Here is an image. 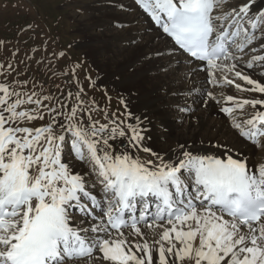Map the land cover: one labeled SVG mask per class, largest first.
I'll return each mask as SVG.
<instances>
[{
    "label": "snow or ice",
    "instance_id": "snow-or-ice-1",
    "mask_svg": "<svg viewBox=\"0 0 264 264\" xmlns=\"http://www.w3.org/2000/svg\"><path fill=\"white\" fill-rule=\"evenodd\" d=\"M255 3L133 0L146 25L137 35L163 41L146 44L142 60L168 81L181 121L215 104L233 133L178 140L163 154L144 146L148 115L101 107L79 64L60 68L64 51L37 58L34 46L17 59L33 25L20 28L0 62V264H264V8ZM11 43L0 37V51ZM33 64L37 74L18 79ZM57 72L69 90L45 94ZM232 87L248 95H226Z\"/></svg>",
    "mask_w": 264,
    "mask_h": 264
},
{
    "label": "bare ground",
    "instance_id": "bare-ground-1",
    "mask_svg": "<svg viewBox=\"0 0 264 264\" xmlns=\"http://www.w3.org/2000/svg\"><path fill=\"white\" fill-rule=\"evenodd\" d=\"M232 2L236 3L237 0ZM262 3L264 0H256L253 10L260 9ZM96 8L103 13L96 16L91 25L98 28L101 34L96 33L86 40L90 47L89 54L93 58H106V61L94 62L100 72L98 78L102 83H108L124 93L123 100L127 103L125 110L132 112L133 118L144 114L150 118V124L145 121L149 135L144 146L163 154L169 147L175 148L178 140L191 142L195 139L198 142L218 134L221 140L231 139L232 130L219 112L218 105L213 104L207 110L198 111L193 117L184 116L182 121L178 117L172 107L176 101L163 90L168 87V81L158 76L154 68L142 60L141 55L142 51L148 50L145 45L150 41L153 48H162L163 41L151 40L150 35H144L141 39L137 35L138 27L142 31L146 25L142 22L141 13L133 5V0H100V5ZM118 24L126 27L120 28ZM133 38L137 40L136 44L130 43ZM253 78H257L256 72L253 73ZM202 79V76L196 77L194 82L199 85ZM188 86L190 84L186 83L185 87ZM225 94L248 95L238 93L234 87L226 88ZM164 129L171 135L164 134ZM131 151L136 152L135 149ZM136 154L145 160L153 159L143 151Z\"/></svg>",
    "mask_w": 264,
    "mask_h": 264
},
{
    "label": "rangeland",
    "instance_id": "rangeland-1",
    "mask_svg": "<svg viewBox=\"0 0 264 264\" xmlns=\"http://www.w3.org/2000/svg\"><path fill=\"white\" fill-rule=\"evenodd\" d=\"M99 5L100 0H0V37L10 39L12 42L9 45V51H0V56L7 61L11 54L12 45L17 42L15 37L20 28L32 24L33 29L20 37L21 53L18 57L24 58V51L34 46L40 48V52L36 53L37 58L41 55L50 57L54 51L57 53L64 51L65 57L58 61L60 68L64 70L67 62L70 66L73 64L80 65L77 72L79 79L85 83L88 97H94L101 107L107 108L110 112L125 113L126 110L124 108V112L120 103V97L124 99V93L108 83H102L98 78L100 72L94 62L97 60L106 61V58L104 56L93 58L89 54L90 47L86 40L96 33L101 34L98 28L91 25L95 22L94 18L103 13L100 9L97 10L96 7ZM29 55L32 53L29 52ZM19 67L23 69L24 65ZM40 67L43 68V65ZM86 69L88 70L87 76ZM34 74H37L35 64L27 70L26 75H21L18 79L25 80ZM57 76L60 78L57 79L56 84H59L65 92L69 90L65 87L64 77L60 76L59 72H57ZM49 77H51V73H48L47 76H41L40 82L48 80ZM85 77H90L96 81L95 89L87 88ZM45 84V94L49 90L55 91L54 83ZM28 88H31V84L28 85ZM37 90L39 91V89ZM71 90L75 91V89ZM43 123L45 121H35L30 126L39 127Z\"/></svg>",
    "mask_w": 264,
    "mask_h": 264
}]
</instances>
